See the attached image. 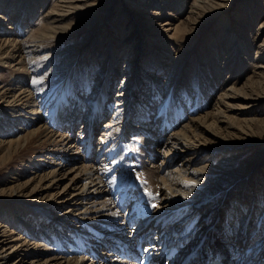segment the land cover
Listing matches in <instances>:
<instances>
[{
  "label": "bare ground",
  "instance_id": "obj_1",
  "mask_svg": "<svg viewBox=\"0 0 264 264\" xmlns=\"http://www.w3.org/2000/svg\"><path fill=\"white\" fill-rule=\"evenodd\" d=\"M243 1L203 33L235 0H0V264H137L140 241L148 264H264V5Z\"/></svg>",
  "mask_w": 264,
  "mask_h": 264
},
{
  "label": "rangeland",
  "instance_id": "obj_2",
  "mask_svg": "<svg viewBox=\"0 0 264 264\" xmlns=\"http://www.w3.org/2000/svg\"><path fill=\"white\" fill-rule=\"evenodd\" d=\"M242 2H244L243 0H235V2L233 3V4H229L228 5V7L227 8H221V9H218V10H216L213 14L211 13L209 16H208V19H205V16H202V17H200V18H198V20H196L195 22H194V24L198 21V24H201V28H202V32L203 33H205V32H207V31H210L212 28H215L214 26V24H216V25H220V23L218 22V20L220 19V18H224L225 17V15H227L228 14V16H231L232 18H234V17H236L237 15H236V11H237V7H242L243 5H239L240 3H242ZM261 4L262 5H264V0H261ZM243 8V7H242ZM205 15H206V13H204ZM166 18H167V16H163L162 17V23H160V25L158 26V28L160 29L161 27H162V29H164V30H166L167 29V27L169 26V25H166V24H164V22L166 21ZM235 19V18H234ZM38 20L39 19H35V22L37 21L38 22ZM205 21V22H204ZM202 22V23H201ZM233 23V28H235V26H236V23L235 22H232ZM193 24V25H194ZM223 25V24H222ZM221 25V26H222ZM222 27H220V29H221ZM256 29H254L253 31H252V34L253 35H255L256 34ZM200 32V31H199ZM199 32L198 33H196V32H192L191 31V34H189V36L192 38V40H190V44L192 43V42H196V40L199 38V35L202 33H200L199 34ZM263 36H264V32H263V34H262ZM188 39H189V37H188ZM151 44H154V42H150ZM195 45V44H194ZM194 45L192 46V47H194ZM183 51H186L185 49L183 50ZM194 54H196V49H194V51H192V52H190L189 53V57H191V56H193ZM208 57V56H207ZM165 58V57H164ZM142 63V61L140 62V64ZM209 64L210 65H212V63H211V59L209 60ZM183 65V64H182ZM213 69H215V67L213 66ZM147 71H148V69H146ZM167 73V72H166ZM171 73H172V71H170V74H169V71H168V74H167V78L169 77V75H171ZM174 73H175V70H174ZM172 75H174V74H172ZM166 78V77H165ZM177 79H178V77H177ZM178 80H180V79H178ZM167 82V81H166ZM178 84H180V83H178ZM171 87V86H170ZM182 88V85L180 84V87H177V88H175V87H173V88H171L170 89V93H169V97H171V95H172V99H175L176 100V102L178 103V102H180V100H179V98H181V96H180V94L178 93L179 92V90ZM174 92H173V91ZM178 93V94H177ZM115 94V93H114ZM113 94V95H114ZM182 99H183V97H182ZM152 115V114H151ZM106 116V117H105ZM105 116H103V117H101L100 119L101 120H99V125L97 126V128L95 129V130H91V138H92V140H94L93 142L94 143H97L98 142V139H99V136H100V134H101V131H102V127H103V123L104 122H106V121H109V120H111L112 119V116L110 115V113H108V115H105ZM257 131V134L255 135L256 137H258L259 139L260 138H262V140H264V128L263 127H258V129L256 130ZM95 134V135H94ZM167 134V133H166ZM166 134H164V135H166ZM167 136V135H166ZM164 137V136H163ZM168 137V136H167ZM261 143H263V142H260V144ZM252 145H254V144H250L249 146H252ZM97 146H98V143H97ZM249 149V148H248ZM259 151V147H257V148H252V149H250V151H249V153L246 155V157L245 158H243L240 162L241 163H238V165H240V164H242V163H244V162H246V161H248V160H250V159H252V157L254 156V154L255 153H257ZM245 154V152L242 154V153H240V156H243ZM235 155V154H234ZM249 155V156H248ZM229 156H233V154L231 155V154H229ZM237 156H239V154H237L236 156H234V157H237ZM248 156V157H247ZM150 163V162H149ZM238 165H237V167H238ZM128 174V172L126 173V175ZM127 177V176H126ZM205 209H206V207H204ZM210 213V212H209ZM256 222V220H253V224ZM246 224H249V220L247 221V222H245ZM252 225V224H251ZM129 228V230H131V226L130 227H128ZM246 228H248V227H246ZM245 228V229H246ZM251 230V229H250ZM251 232V231H250ZM256 235V234H255ZM257 235H261V233H259L258 232V234ZM256 235V236H257ZM221 243H222V241H220ZM95 261L97 262V259H95Z\"/></svg>",
  "mask_w": 264,
  "mask_h": 264
},
{
  "label": "snow or ice",
  "instance_id": "obj_3",
  "mask_svg": "<svg viewBox=\"0 0 264 264\" xmlns=\"http://www.w3.org/2000/svg\"><path fill=\"white\" fill-rule=\"evenodd\" d=\"M39 82L40 81H37V80H33L32 81L33 84H37ZM201 171H203V169H201ZM137 178L139 179V177H137ZM115 179L116 178L113 177V180H115ZM144 183L146 184L147 182L144 181ZM196 185H197V181L196 180H191V181L188 182V186H190V187H195ZM145 192H146V195L151 198L150 208L151 209H156V208L160 207V205L156 202V198L159 197L160 194L159 193L153 194L151 192H148L147 189H145ZM185 198H187V197H185ZM113 215H116V213H113ZM144 251L147 252L148 249H144Z\"/></svg>",
  "mask_w": 264,
  "mask_h": 264
}]
</instances>
